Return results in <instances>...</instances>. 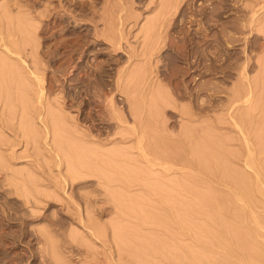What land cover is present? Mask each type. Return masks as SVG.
Listing matches in <instances>:
<instances>
[{
	"label": "rangeland",
	"instance_id": "rangeland-1",
	"mask_svg": "<svg viewBox=\"0 0 264 264\" xmlns=\"http://www.w3.org/2000/svg\"><path fill=\"white\" fill-rule=\"evenodd\" d=\"M139 118L156 146L178 150L182 161L195 154L194 161L207 164L214 175L208 188L198 182L200 173L193 184L210 191L207 198L213 189V205L181 187L165 190L153 178L161 166L148 167L138 153L131 129ZM263 136L264 0H0V264H264ZM114 148L127 158L108 156ZM74 171L79 178H72ZM181 171L165 180L183 178ZM240 175L255 178L251 200L233 192ZM222 195L226 204L217 200ZM179 202L183 208L196 203L194 214ZM234 210L248 220L239 221ZM245 226H254L256 241ZM254 241L258 252L250 247ZM188 246L199 263L189 260ZM201 249L209 253L202 256Z\"/></svg>",
	"mask_w": 264,
	"mask_h": 264
},
{
	"label": "bare ground",
	"instance_id": "bare-ground-1",
	"mask_svg": "<svg viewBox=\"0 0 264 264\" xmlns=\"http://www.w3.org/2000/svg\"><path fill=\"white\" fill-rule=\"evenodd\" d=\"M121 17H122V16H121ZM121 19H122V18H121ZM123 21H124V18H123ZM123 23H124V22H123ZM120 24H121V23H120ZM125 24H126V23H125ZM123 25H124V24H123ZM111 27H112V26H111ZM122 27H123V26H122ZM111 30H112V29H111ZM115 30H116V29H115ZM120 31H121V30H120ZM112 34H114V33H111V35H112ZM115 34H116V33H115ZM118 34H119V36H120V39H119V38H117V39L120 40V41H122V40H121L122 33H120V32L118 31ZM102 36H103V34H102ZM108 36H109V35H108ZM116 36H117V35H116ZM116 36H114V38H113L114 40H115ZM119 36H117V37H119ZM122 38H123V37H122ZM107 39H108V38H107ZM107 39L104 37V39L102 40V42L107 43V41H105V40H107ZM109 39H110V38H109ZM110 40H111V39H110ZM114 40H113V41L111 40V41L113 42V47H114L113 49H114V50H115V49H117V50L121 49L120 42H119V43H118V42H114ZM108 41H109V40H108ZM96 43H97V42H96ZM121 43H122V42H121ZM64 45H65V44H64ZM153 46H154V45H153ZM59 49H60V48H59ZM147 49H148V48H147ZM55 50H56V49H55ZM75 50H76V49H75ZM83 51H84V50H83ZM120 52H121V50H120ZM138 52H139V51H138ZM148 52H149V51H148ZM156 52H157V51H156ZM57 53H58V52H57ZM76 53H77V52H76ZM51 54H52V53H51ZM130 54H131V52H130ZM132 55H133V54H132ZM154 55H155V54H154ZM55 56H56V55H55ZM55 56H54V57H55ZM134 56H135V55H134ZM152 57H153V56H152ZM54 60H57V59L55 58ZM54 60H53V61H54ZM53 61H52V62H53ZM188 63H189V62H188ZM54 66H55V65H54ZM90 68H91V67H90ZM142 70H143V69H142ZM32 73H33V72H32ZM34 73H35V72H34ZM31 75H32V74H31ZM140 75H141V74H140ZM37 76H38V75H37ZM140 77H141V76H140ZM35 78H36V77H35ZM38 80H39V79H38ZM100 81H101V80H100ZM119 81H120V80H119ZM135 81H136V80H135ZM140 82H141V81H140ZM146 82H147V81H146ZM135 83H136V82H135ZM117 84H118V83H117ZM123 84H124V83H123ZM139 84H140V83H139ZM118 87H119V86H118ZM122 87H123V86H122ZM43 88H44V87H43ZM41 89H42V88H41ZM113 89H114V88H113ZM118 89H119V88H118ZM136 89H137V88H136ZM121 90H122V89H121ZM134 90H135V89H134ZM113 91H114V90H113ZM124 92H125V91H124ZM126 92H127V90H126ZM127 93H128V92H127ZM130 94H131V93H129V95H130ZM105 95H106V94H105ZM108 95H109V94H108ZM131 95H132V94H131ZM40 97H41V96H40ZM131 97H132V96H131ZM134 98H135V97H134ZM247 99H248V98H247ZM257 99H258V98H257ZM106 100H107V99H106ZM114 100H115V99H113V97H112V98L110 99V101H109V102H110L109 105H111L112 111H113V112H116V114H117L119 111H118V109H117L118 107L116 106L117 104H115L116 102H114ZM131 100H132V99H131ZM134 100H135V99H134ZM136 100H137V99H136ZM232 101H233V100H232ZM237 101H238V100H237ZM109 102H108V103H109ZM235 102H236V101H235ZM131 103H132V101H131ZM135 103H136V102H135ZM136 106H137V105H136ZM136 106H135V107H136ZM141 106H142V105H141ZM143 106H144V105H143ZM100 107H101V106H100ZM131 107H132V106H131ZM146 108H147V107H146ZM253 108H254V107H253ZM131 109H132V108H131ZM246 109H248V108H246ZM251 109H252V108H251ZM135 110H137V109H135ZM142 110H143V109H142ZM248 110H249V109H248ZM248 110H246V111H248ZM254 110H255V109H254ZM125 111H126V110H125ZM138 111H139V110H138ZM250 112H251V111H250ZM49 113H50V112H49ZM56 113H57V112H56ZM122 113H123V112H122ZM124 113H125V112H124ZM128 113H129V112H128ZM130 113H131V114H129V115H132V114H133V112H130ZM246 114H247V112H246ZM58 115H59V114H58ZM88 115H89V114H88ZM121 115H123V114H121ZM121 115L118 114V118H119V119L121 118ZM135 115H136V114L134 113V116H135ZM139 115H140V114H139ZM139 115L137 114L136 116H139ZM248 115H249V113H248ZM52 116H53V113H52ZM124 116H126V115H124ZM234 116H235V115H234ZM244 116H245V115H244ZM244 116H243V118H244ZM251 117H252V116H251ZM42 118H43V117H41V119H42ZM53 118H54V120H53L54 126L60 128L61 125H62L61 122H60V119H59L60 117L58 118V116L56 117V115H54ZM137 118H138V117H137ZM143 118H144V117H143ZM108 119H109V118H108ZM115 119H116V118H115ZM124 119H125V118H124ZM129 119H130V118H129ZM262 119H263V117H262ZM42 120L45 121L46 119L43 118ZM50 120H51V117H50ZM103 120H104V119H103ZM112 120H113V118H112ZM136 120H137V119H136ZM138 120H139V123H138V124L136 123L137 125L133 126L132 129L130 128V129L133 131V132H132V131H131V132H132V134H133V137H134V140H135L136 146H137V148H138V151H139L138 153H139L140 157H141L144 161H146L148 167L150 166V167L154 168V167H156V166H161L160 168H161V173H162V174H156V173H155V176H154V175H153V172H155L156 169L154 168L155 170H154L153 172H152L153 169L148 170L149 172H150V171L152 172L153 178H155L157 181H158V180H162V182H161L162 185H161V186L164 187V185H165V190L168 189V188H174V189L176 190V189H178V188L180 189V187H181V191L184 190V192H185L188 196H191V197H192L193 195H199V196H197V197H200V198H197V199H201V201L204 200V199H202V198L205 197L206 199H209V200H206L205 202L207 203V201H209V202H211V205H213L212 202L214 203V200H216L215 197H214V199L212 198V197H213L212 194H216V193H212V192H213V189H212V192H211V195H210V196H211L210 198L213 199V200L210 201L211 199H210V198H207V197H209V195H206V194H210V191H209V192H208V191H204V190L201 191V190H200L201 188L198 190L197 187H196V185H195V184H198L197 182H195V181H197L196 178H197V177H200V176L203 175V176L201 177L202 180L200 181V178H199V179H198V182L201 183V184H202L203 186H205V187L209 186L210 181H208V180H211V178L214 177V175L212 176V171L210 170V171H211V173H210V171L208 170V168H207V167H206V168L204 167V166H206L207 164L203 166L202 164L196 162L197 160L194 161V155H195L194 153H192V154H194L193 157H191L192 155L189 156L188 161H182V160H181V159H182L181 156L177 154V153H179L178 150H177V152L174 151V150H176V149H174L173 151H171V150L169 149V151H167V150L161 148V147L159 146L160 144H159L158 146H156V145H155V140H154V141H151V140L148 138V134H147V126H146V124L144 123V119L142 120V118H139ZM145 120H147V119H145ZM154 120H155V119H154ZM154 120H153V121H154ZM240 120H241V119H240ZM51 121H52V120H51ZM127 121H128V120H127ZM2 122H3V121H2ZM154 122H155V121H154ZM45 123H46V124H45ZM45 123H44V124H45L46 126H48V125H47L48 122L45 121ZM49 123H50V122H49ZM51 123H52V122H51ZM53 123H52V124H53ZM146 123H147V122H146ZM148 123H149V122H148ZM240 123H241V122H240ZM242 124H243V123H242ZM63 125H64V124H63ZM119 125H120V124H119ZM149 125H150V124H149ZM260 125H261V124H260ZM51 126H52V125H51ZM236 126H238V124H237ZM55 127H54V128H55ZM258 127H259V126H258ZM118 128H119V127H118ZM116 129H117V128H116ZM153 129H154V128H153ZM48 130H49V129H48ZM61 130H62V129H61ZM65 130H66V129H65ZM149 130H150V127H149ZM187 130H188V129H187ZM196 130H197V129H196ZM254 130H255V129H254ZM114 131H115V130H114ZM117 131H119V130H117ZM122 131H123V130H122ZM129 131H130V130H129ZM168 131H169V130H168ZM62 132H63V130H62ZM125 132H126V131H125ZM207 132H208V131H207ZM241 132H242V131H241ZM241 132H240V134H241ZM89 133H90V132H89ZM117 133H118V132H117ZM117 133H116V134H117ZM188 133H189V132H188ZM209 133H210V132H209ZM83 134H84V133H83ZM118 134H119V133H118ZM126 134H128V133H124V131H123V132L120 134L121 136H120V137L118 136V137L121 138V139H124V138H126V137H129V135L127 136ZM129 134H130V132H129ZM160 134H161V133H160ZM262 134H263V133H262ZM84 135H85V137H87L88 139H90V141H91V140H95V138L93 137L94 134H88V133H86V134H84ZM86 135H87V136H86ZM181 135H183V134H181ZM258 135H259V134H258ZM58 136H59V135H58ZM58 136H57V137H58ZM153 136H154V134H153ZM167 136H168V135H167ZM190 136H191V135H190ZM193 136H194V135H193ZM195 136H196V135H195ZM242 136H243V135H242ZM74 137H75V136H74ZM157 137H158V136H157ZM203 137H204V136H203ZM263 137H264V136H263ZM0 138H1V137H0ZM87 138H86V139H87ZM189 138H190V137H189ZM197 138H198V137H197ZM256 138H257V137H256ZM260 138H261V137H260ZM260 138H259V139H260ZM126 139H127V138H126ZM168 139H169V138H168ZM187 139H188V138H187ZM206 139H207V138H206ZM61 140H63V139H61ZM65 140H66V139H65ZM98 140H99V139H98ZM102 140H103V138H102ZM124 140H125V139H124ZM134 140H133V141H134ZM197 140H198V139H197ZM211 140H212V139H211ZM251 140H252V139H251ZM54 141H55V140H54ZM58 141H59V140H58ZM63 141H64V140H63ZM121 141H122V140H121ZM201 141H202V140H201ZM207 141H208V140H207ZM94 142H95V141H94ZM117 142H118V141H117ZM157 142H158V141H157ZM163 142H164V141H163ZM192 142H193V141H192ZM247 142H248V141H247ZM262 142H263V141H262ZM0 143H1V140H0ZM57 143H58V142H57ZM64 143H65V142H64ZM98 143L100 144L99 141H98ZM182 143H183V141H182ZM205 143H206V141H205ZM5 144H7V143H5ZM59 144H60V143H59ZM62 144H63V142H62ZM104 144H105V143H104ZM166 144H167V143H166ZM183 144H184V143H183ZM201 144H202V143H201ZM203 144H204V143H203ZM260 144H261V143H260ZM0 145H1V144H0ZM70 145H71V144H70ZM75 145H76V144H75ZM178 145H179V144H178ZM191 145H192V144H191ZM55 146H56V145H55ZM57 146H58V145H57ZM98 146H99V145H98ZM174 146L176 147L175 144H174ZM174 146H173V148H174ZM181 146H182V145H181ZM192 146H193V145H192ZM211 146H212V145H211ZM59 147H60V146H59ZM64 147H65V144H64ZM166 147H167V146H166ZM209 147H210V146H209ZM262 147H263V146H262ZM74 148H75V147H74ZM134 148H135V147H134ZM206 148H207V147H206ZM212 148H213V147H212ZM98 149H100V148H98ZM108 149H109V148H108ZM114 149H115V148H114ZM122 149H124V147H123ZM187 149H188V147H187ZM194 149H195V148H194ZM196 149H198V148H196ZM203 149H205V148H203ZM59 150H60V149H59ZM66 150H67V149H66ZM69 150H70V149H69ZM75 150H76V149H75ZM115 150H116V149H115ZM124 150H125V149H124ZM124 150H123V151H124ZM185 150H186V149H185ZM185 150H184V151H185ZM188 150H189V149H188ZM190 150H191V149H190ZM201 150H202V149H201ZM201 150H200V152H201ZM212 150H213V149H212ZM212 150H211V151H212ZM99 151H100V150H99ZM118 151H119L118 149H117L116 151L110 150V152H108L107 155H108V156H112L113 158H115V157L117 158V156H119V155H120V158H122V157H124V159L127 158V157L125 158V156H121V155L124 154V153H123V154L120 153V152H123V151L121 150V148H120V152H119V153H118ZM196 151H197V150H196ZM205 151H208V149H206ZM209 151H210V150H209ZM73 152H74V151H73ZM92 152H93V151H92ZM186 152H188V151H186ZM190 152H191V151H190ZM203 152H204V151H203ZM203 152H202V153H203ZM77 153H80V152H77ZM77 153H76V154H77ZM207 153H208V152H206V156H207ZM213 153H214V152H213ZM250 153H251V152H250ZM179 154H180V153H179ZM186 154H187V153H186ZM189 154H190V153H188L187 155H189ZM228 154H229V153H228ZM58 155H59V154H58ZM92 155H93V153H92ZM95 155H96V154H95ZM200 155H201V153H200ZM204 155H205V154H204ZM136 156H137V155H136ZM206 156H205V157H206ZM80 157H82V156H80ZM138 157H139V156H138ZM185 157H186V156H185ZM195 157H196V156H195ZM202 157H203V155H202ZM105 158H106V156H105ZM116 158H115V159H116ZM136 158H137V157H136ZM196 158H198V157H196ZM208 158H209V157L207 156V159H208ZM108 159H109V158H108ZM122 159H123V158H122ZM122 159H120V162H122ZM201 159H202V158H201ZM221 159H222V155H221ZM258 159H259V158H258ZM127 160L129 161V159H127ZM127 160H126V161H127ZM132 160H133V159L130 158V161H132ZM168 160H169L170 162H169ZM184 160H185V159H184ZM253 160H254V159H253ZM123 161H124V160H123ZM222 161H224V160H222ZM228 161H229V160H228ZM107 162H108V161H107ZM133 162H134V160H133ZM208 162H209V161H208ZM218 162H219V161H218ZM219 163H220V162H219ZM248 163H249V161H248ZM90 164H91V163H90ZM113 164H115V162H114ZM133 164H134V163H133ZM199 164L202 165V166H200ZM203 164H205V163L203 162ZM259 164H260V163H259ZM76 165H79V164H76ZM92 165H93V164H92ZM92 165H91V166H92ZM106 165H107V164H106ZM111 165H112V164H111ZM120 165H121V164H120ZM147 165H146V166H147ZM185 165H187V166H185ZM188 165L190 166V168H191L192 170H187V169H186V168H189ZM219 165H220V164H219ZM79 166H80V165H79ZM79 166H78V167H79ZM83 166H84V165H83ZM85 166H86V165H85ZM88 166H89V165H88ZM137 166H138V165H137ZM225 166H226V165H225ZM71 167H72V166H71ZM76 167H77V166H76ZM107 167H108V166H107ZM112 167H113V166H112ZM112 167H111V169H114V168H112ZM148 167H147V168H148ZM208 167H209V166H208ZM216 167H217V166H216ZM222 167H223V166H222ZM222 167H221V168H222ZM80 168H81V167H79V168H77V169H78V171L82 172V170H80ZM84 168H85V167H84ZM97 168H98V167H97ZM108 168H109V167H108ZM116 168H117V167H116ZM156 168H157V167H156ZM190 168H189V169H190ZM211 168H212V167H211ZM109 169H110V168H109ZM149 169H150V168H149ZM158 169H159V168H158ZM158 169H157V170H158ZM228 169H229V168H228ZM73 170H74V169H73ZM86 170H87V172L94 173V174H97V172L99 173V170H98V169L96 170L95 168H91V167H89V169L87 168ZM114 170H115V169H114ZM177 170H183V172L181 171V172H182V176H183V178H182L181 176H180L181 178L178 176V178H176V179H172V178H170V179L165 180V179L167 178V176H168V177H171V175H170V174H171V171H177ZM257 170H258V169H257ZM107 171H109V170L107 169ZM195 171H196L197 174L195 173ZM218 171H219V170H218ZM222 171H223V170H222ZM260 171H261V170H260ZM260 171H258V172H260ZM95 172H96V173H95ZM111 172H113V171H111ZM114 172H115V171H114ZM149 172H148V173H149ZM181 172H180V173H181ZM70 173H71V172H70ZM76 173H77V174H76ZM90 173H89V174H90ZM140 173H141V172H140ZM199 173L202 174V175H200ZM228 173H229V172H228ZM235 173H236V171H235ZM238 173H239V171H238ZM78 174L80 175V173H78V172H75V171L72 172V175H73V176L75 175V177L72 176V178H75V179H76V177L79 178ZM82 174H83V173H82ZM122 174H123V173H122ZM149 174H150V173H149ZM198 174H199V175H198ZM213 174H214V173H213ZM221 174H222V173H221ZM221 174H220V175H221ZM240 174H241V173H240ZM242 174H243V173H242ZM258 174H259V173H258ZM169 175H170V176H169ZM197 175H198V176H197ZM244 175H245V172H244ZM244 175H243V176H244ZM259 175H260V174H259ZM263 175H264V173H263ZM111 176H112V175H111ZM111 176H110V177H111ZM118 176H119V175H118ZM196 176H197V177H196ZM221 176H222V175H221ZM233 176H234V175H233ZM114 177H115V176H112V178H114ZM163 177H164V178H163ZM238 177H241L240 182H239V183H241V184H239V183L236 181V183H237L238 185H240V187H241V188H240L239 186H237V187H239V188H238L239 190L236 189L237 187H236L235 185H237V184H233V183H232L233 181L230 182V180L223 179V182H224L226 185H231L230 183H232V187H233V189H234L233 192H234L235 195H236L235 191H239V193H241V192H245V193L247 194V196H246V194H245L246 197H248V196L251 197V196H252V192H251V191H255V190L257 191V185H255V184H256V183H254L255 181L253 182V179L255 180V178H253L252 181H251L249 177H246V178H245V176L242 177V175L237 176V178H238ZM255 177H256V176H255ZM81 178H82V177H81ZM112 178H111V179H112ZM115 178H116V177H115ZM151 178H152V177H151ZM233 178H234V177H233ZM251 178H252V176H251ZM257 178H258V177H257ZM263 178H264V177H263ZM106 179H107V178H106ZM120 179H121V178H120ZM134 179H135V178H134ZM228 179H229V178H228ZM77 180H79V179H77ZM109 180H110V179H109ZM186 180H187V182H188V180L191 181V183H189V184L186 183ZM231 180H232V179H231ZM234 180H237V179L235 178ZM257 180H258V179H257ZM74 181H75V180H74ZM107 181H108V179H107ZM111 181H113V179H112ZM111 181H108V182L111 183ZM116 181H117V179H116ZM120 181H121V180H120ZM128 181H129V180H128ZM142 181H143V180H142ZM142 181H141V182H142ZM124 182H126V181L123 179V184L128 183V182H126V183H124ZM135 182H136V181H135ZM138 182H139V181H138ZM193 182H195V184H193ZM218 182H219V181H218ZM234 182H235V181H234ZM112 183H113V182H112ZM121 183H122V182H121ZM161 183H160V184H161ZM253 183H254V184H253ZM140 184H142V183H140ZM158 184H159V182L157 183V185H158ZM71 185H73V181H72ZM111 185H112V184H111ZM126 185H127V184H126ZM138 185H139V184H138ZM138 185H137V186H138ZM143 185H144V184H143ZM150 185H151V184H150ZM211 185H212V184H211ZM233 185H234V186H233ZM144 186H145V185H144ZM155 186H156V185H155ZM161 186H159L160 188H157V189H162ZM199 186H200V185H199ZM199 186H198V187H199ZM167 187H168V188H167ZM200 187H201V186H200ZM214 187H216V186H214ZM214 187H213V188H214ZM150 188H151V187H150ZM150 188L148 189V187H147V189H148L149 192L152 190V189H150ZM207 188H208V187H207ZM211 188H212V187H211ZM182 189H183V190H182ZM204 189H206V188H204ZM258 189H259V188H258ZM206 190H210V187H209V189H206ZM216 190H218V189H216ZM216 190H214V191H216ZM148 191H147V192H148ZM153 191H154V190H153ZM158 191H159V190H158ZM160 191H161V190H160ZM160 191H159V192H160ZM176 191H177V190H176ZM179 191H180V190H179ZM181 191H180V196H182ZM221 191H222V190H221ZM256 191H255V192H256ZM154 192L156 193V191H154ZM167 192L169 193V190L166 191V193H167ZM249 192H251V193H249ZM160 193H161V192H160ZM182 193H183V192H182ZM225 193H226V192H225ZM231 193H232V192H231ZM239 193H237L236 198H239V196H238ZM146 194H147V193H146ZM156 194H158V193H156ZM156 194H155V195H156ZM220 194H222V193H220ZM226 194H227V193H226ZM228 194H229V193H228ZM232 194H233V193H232ZM232 194H231V195H232ZM242 194H243V193H242ZM242 194H241V195L239 194L240 197L242 196L241 199L243 198V195H244V194H243V195H242ZM248 194H249V195H248ZM250 194H251V196H250ZM253 194H254V193H253ZM148 195H150V194H148ZM155 195H154V197H155ZM169 195H170V194H169ZM175 195H178V194H175ZM175 195H174V196H175ZM216 195H217V194H216ZM216 195H214V196H216ZM180 196H179V198H182V197H180ZM183 196H184V195H183ZM232 196H233V195H232ZM237 196H238V197H237ZM254 196H255V195H254ZM154 197H153V198H154ZM175 197H176V196H175ZM226 197H227V196H225L224 198H226ZM228 197H230V196H228ZM233 197H234V196H233ZM249 197H248L247 199H250ZM86 198H87V197H86ZM89 198H90V196H88L87 201H86V202H88V203L92 200L91 198H90V199H89ZM176 198H178V197H176ZM194 198H196V197L194 196ZM218 198H219V197H218ZM222 198H223V195H222V197H221V200H220V198L217 199V200L219 201L220 204H224V203H225V202H224V203H221V202H220V201H222V200L224 199V198H223V199H222ZM234 198H235V197H234ZM251 198H252V197H251ZM88 199H89V200H88ZM146 199H147V197H146ZM161 199H162V198H161ZM166 199H167V198H166ZM231 199H232V198H231ZM244 199H246V198H244ZM148 200H149V199H148ZM172 200H174V199H172ZM175 200H176V199H175ZM175 200H174V201H175ZM178 200H179V199H178ZM178 200H177V201H178ZM182 200H183V199H182ZM224 200H225V199H224ZM239 200H240V199H239ZM250 200H251V199H250ZM161 201H164V202H165V198L162 199ZM161 201L159 200V203H160ZM188 201H189V200H188ZM192 201H194V200H192ZM225 201H226V200H225ZM235 201H236V200H235ZM246 201H247V200H246ZM167 202H168V201H167ZM183 202L186 203L187 200H186V201H183ZM195 202H196V201H195ZM202 202H203V201H202ZM222 202H223V201H222ZM230 202H231V201H230ZM236 202H239V201H236ZM90 203H91V202H90ZM149 203H150V202H149ZM161 203L164 205L163 207H166V208H167V206H165L166 203H163V202H161ZM161 203H160V204H161ZM174 203H175V202H174ZM177 203H178V202H177ZM179 203H180V202H179ZM228 203H229V202H228ZM228 203H227V204H228ZM187 204H188V203H187ZM225 204H226V203H225ZM236 204H238V203H236ZM172 205H173V204L171 203V206H170V207H172ZM179 205H181V207L183 208V207H185L186 204H184V206H182V204L180 203ZM194 205H196V203L193 204V203L189 202V205H188L189 208H183V209H186V210L189 209L188 211H190V214H191V212L195 210V209L192 210V207H193ZM229 205H230V204H229ZM229 205H228V207H229ZM242 205H243V204H242ZM160 206H161V205H160ZM186 206H187V205H186ZM203 206H204V205H203ZM206 206L208 207L209 205L206 204ZM225 206H227V205H224V207H225ZM231 206H232V205H231ZM231 206H230V207H231ZM233 206H234V205H233ZM233 206H232V207H233ZM120 207H121V205H120ZM130 207H131V206H130ZM155 207H156V206H155ZM163 207H161V208H163ZM173 207H174V206H173ZM195 207H196V206H195ZM195 207H193V208H195ZM215 207H216V206H215ZM222 207H223V205H222ZM224 207H223V208H224ZM230 207H229V208H230ZM232 207H231V208H232ZM236 207H237V205H236ZM246 207H247V206H246ZM166 208H165V209H166ZM168 208H169V205H168ZM168 208H167V210L169 211ZM182 208H181V209H182ZM203 208H204V207H203ZM208 208H209V207H208ZM210 208H211V207H210ZM225 208H226V207H225ZM229 208H227V211H228ZM231 208H230L229 210H231ZM240 208H241V206H240ZM240 208H235V209H240ZM123 209L125 210V208H123ZM123 209H122V210H123ZM165 209L163 208V210H165ZM174 209H175V208H174ZM181 209H180V210H181ZM232 209H234V208H232ZM242 209H243V208H242ZM131 210H132V209H131ZM172 210H173V209H172ZM172 210H170V211H172ZM177 210H178V209H177ZM177 210H176V211H177ZM191 210H192V211H191ZM205 210H206V209H205ZM243 210H244V209H243ZM246 210H247V209H246ZM139 211H140V210H139ZM152 211H155V210H152ZM218 211H219V209H218ZM224 211H226V209H225ZM224 211H223V212H224ZM227 211H226V213H227ZM232 211H233V210H232ZM235 211H237V210H234V212H232L233 214L235 213V215H236L235 218L237 217L238 220H239V218H240L239 221L244 220V219L246 220V218H244V217H246L245 214H244V213H245L244 211H242V210H239V211H237V212H235ZM160 212H162V210H160ZM179 212H180V211H179ZM179 212H178V213H179ZM182 212H183V213H182L183 215H182V214H181V215L184 217V214H185L187 211L185 212L184 210H182ZM184 212H185V213H184ZM229 212H230V211H229ZM229 212H228V213H229ZM178 213H176V214L178 215ZM187 213H188V212H187ZM187 213H186L185 216H187ZM192 213L194 214V212H192ZM212 213H213V212H212ZM219 213H220V212H219ZM230 213H231V212H230ZM134 214H135V213H134ZM168 214H169V213H168ZM220 214H221V213H220ZM233 214H232V215H233ZM247 214H248V212H247ZM157 215H158V214H157ZM162 215H163V213H162ZM181 215H180V216H181ZM221 215H222V214H221ZM164 216H167L166 213L164 214ZM182 216H181L180 218L184 219ZM188 216H190V215H188ZM188 216H187V218H189ZM217 216H218V214H217ZM233 216H234V215H233ZM146 217H147V216H146ZM176 217H177V216H176ZM225 217H226V216H225ZM248 217H249V215L247 216V220H248ZM250 217H251V216H250ZM157 218H158V217H155V219H157ZM187 218H186V220H187ZM214 218H215V216H214ZM220 218H221V216L219 217V220H220ZM233 218H234V217H232V219H233ZM243 218H244V219H243ZM252 218H253V217H252ZM139 219H140V218H139ZM150 219H151V218H150ZM159 219H160V217H159ZM161 219H162V218H161ZM175 219H176V218H175ZM143 220H144V219H143ZM147 220H148V219H147ZM147 220H146V221H147ZM191 220H192V219H191ZM214 220H215V219H214ZM219 220H218V221H219ZM233 220H234V219H233ZM247 220H246V221H247ZM251 220H253V219H251ZM144 221H145V220H144ZM148 221H149V220H148ZM156 221H157V220H156ZM181 221H182V220H180V222H181ZM183 221H185V220H183ZM246 221H245V223H247ZM253 221H254V220H253ZM167 222H168V221H167ZM223 222H224V221H223ZM249 222H250V220H249ZM141 223H142V222H141ZM143 223H144V222H143ZM146 223H147V222H146ZM178 223H179V221H178ZM188 223H189V222H188ZM215 223H217V222H215ZM229 223H230V222H229ZM229 223H228V224H229ZM251 223H252V222H251ZM148 224H149V223H148ZM179 224H180V223H179ZM179 224H178V225H179ZM189 224H190V223H189ZM221 224H222V223H221ZM234 224H235V223H234ZM241 224H242V223H241ZM215 225H216V224H215ZM222 225H223V224H222ZM248 225H249V224H248ZM119 226H121V225H119ZM219 226H220V225H219ZM228 226H229V225H228ZM232 226H234V225L232 224ZM177 227H178V226H177ZM183 227H185V226L183 225ZM186 227H187V226H186ZM217 227H218V226H217ZM230 227H231V225H230ZM246 227H248V226H245V228H246ZM255 227H256V226H255ZM118 228H119V227H118ZM191 228H192V227H191ZM207 228H208V227H207ZM233 228H234V227H233ZM250 228H251V227H250ZM253 228H254V226L252 227V229H253ZM137 229H138V228H137ZM178 229H180V228H178ZM182 229H183V228H182ZM209 229H211V227H210ZM252 229L250 230L249 227H248L247 230H246L245 232H246V236H247V237H250L252 240H254L255 238L257 239V237H255V235H256L258 232H253ZM133 230H134V229H133ZM183 230H184V229H183ZM187 230H188V229H187ZM190 230H191V229H190ZM190 230H188V231H189V234H190ZM212 230H213V228H212ZM218 230H219V229H218ZM230 230H231V229H230ZM232 230H233V229H232ZM254 230H255V228H254ZM257 230H259V229L257 228ZM178 231H179V230H178ZM181 231H182V230H181ZM204 231H205V230H204ZM208 231H209V230H208ZM223 231H224V230H223ZM228 231H229V228H228ZM210 232H212V231H209V233H210ZM221 232H222V231H221ZM221 232L219 231V233H221ZM206 233H207V232H206ZM217 233H218V232H217ZM222 233H223V232H222ZM230 233H231V231H230ZM243 233H244V232H243ZM243 233H242V234H243ZM123 234H124V233H122V235H123ZM184 234H185V233H184ZM211 234L214 235L215 232L210 233V235H211ZM223 234H224V233H223ZM228 234H229V233H228ZM117 235H118V234H117ZM208 235H209V234H208ZM216 235H217V234H216ZM257 235H258V234H257ZM257 235H256V236H257ZM123 236L125 237V235H123ZM123 236L120 235V237L117 236L116 238H118V237H119V238H122L121 241L124 242V240H123L124 237H123ZM219 236H220V239H221V236H222V238H223V235H219ZM227 236H228V235H227ZM229 236H230V235H229ZM231 236H232V235H231ZM131 237H132V236H131ZM212 237H213V236H212ZM214 237H215V236H214ZM224 237H225V236H224ZM244 237H245V236H244ZM258 237H259V236H258ZM142 238H143V237H142ZM173 238H174V237H173ZM218 238H219V237H218ZM218 238H216V239H218ZM226 238H227V237H226ZM253 238H254V239H253ZM260 238H261V237H260ZM130 239H131V238H130ZM223 239H224V238H223ZM223 239H221V240H223ZM232 239H233V237H232ZM247 239H249V238H247ZM247 239H245V240H247ZM256 239H255V241H256ZM140 240H141V239H140ZM227 240H228V239H227ZM245 240H244V241H245ZM260 240H261V239H260ZM115 241H116V240H115ZM121 241H120V242H121ZM214 241H215V240H214ZM224 241H225V240H224ZM240 241H241V240H240ZM255 241H254V243L251 242V243H253L252 245H254V246H250V247H253V250H254V249L256 250V248H258V249L260 248V247H258V244H257L258 242L255 243ZM262 241H263V240H262ZM120 242H119V243H120ZM140 242H141V241H140ZM226 242H227V241H226ZM226 242H225V243L223 242V243L226 244ZM247 242H248V241H247ZM127 243H128V242H127ZM127 243H126V245H127ZM203 243H204V242H203ZM209 243H210V242H209ZM209 243H208V244H209ZM230 243H231V242H230ZM243 243H244V242H243ZM243 243H241V244H243ZM245 243H246V242H245ZM249 243H250V241H249ZM263 243H264V242H263ZM263 243H261V241H260V245L263 244ZM121 244H122V243H121ZM121 244H120V245H121ZM140 244H141V243H140ZM151 244H152V243H151ZM156 244H157V243H156ZM174 244H175V243H174ZM205 244H206V243H205ZM205 244H204V245H205ZM211 244H212V243L209 244V247H210ZM213 244H214V243H213ZM216 244H218V243H216ZM220 244H221V241H220ZM227 244H228V242H227ZM227 244H226V245H227ZM241 244H240V245H241ZM123 245H124V244H123ZM135 245H136V244H135ZM137 245H139V244H137ZM141 245H142V244H141ZM145 245H147V244L145 243ZM152 245H153V244H152ZM158 245L160 246L159 243H158ZM192 245H193V244H192ZM250 245H251V244H250ZM263 245H264V244H263ZM263 245H262V246H263ZM132 246H133V245H132ZM142 246H143V245H142ZM142 246H141V247H142ZM161 246H162V245H161ZM177 246H178V245H177ZM185 246H186V245H185ZM211 246H212V245H211ZM221 246H222V245H221ZM221 246H220V247H221ZM228 246H229V245H228ZM230 246H231V245H230ZM230 246H229V247H230ZM123 247H124V246H123ZM127 247H128V246H127ZM141 247H140V248H141ZM164 247H166V246H164ZM164 247H163V249H164ZM188 247H189V246H188ZM207 247H208V246H207ZM213 247H214V246H213ZM222 247H223V246H222ZM232 247H233V246H232ZM241 247H244V246L241 245ZM263 247H264V246H263ZM148 248H149V247H148ZM152 248H153V247H152ZM152 248H150V249L152 250ZM157 248H158V247H157ZM161 248H162V247H161ZM161 248H159V252H160ZM176 248H177V247H176ZM181 248H182V247H181ZM195 248H196V247H194V249H195ZM200 248H201V246H200ZM225 248H226V246H225ZM235 248H236V247H235ZM116 249H117V248H116ZM121 249H122V248H121ZM130 249H131V248H130ZM150 249H149V250H150ZM153 249H154V248H153ZM163 249H162V250H163ZM171 249H172V248H171ZM184 249H185V248H184ZM189 249H191V248L189 247L188 250H187V249H185V250H186V251H189ZM192 249H193V246H192ZM230 249H231V248H230ZM232 249H234V247H233ZM238 249H239V248H238ZM245 249H246V247H245ZM250 249H251V248H250ZM258 249L256 250L257 252H258ZM124 250H125V249H124ZM126 250H128V249L126 248ZM141 250H142V248H141ZM141 250H140V251H141ZM147 250H148V249H147ZM162 250H161V251H162ZM196 250H197V249H196ZM199 250H200V249H198L197 251H199ZM203 250H204V249H203ZM207 250H208V249H207ZM212 250H213V249H212ZM216 250H217V249H216ZM115 251H116V250H115ZM201 251H202V249H201ZM221 251H222V250H221ZM229 251H230V250H229ZM229 251H228V252H229ZM238 251H239V250H238ZM243 251H244V250H243ZM245 251L248 252L247 249H246ZM249 251H250V250H249ZM251 251H252V250H251ZM261 251H262V250H260L259 252H261ZM146 252H147V251H146ZM146 252H145V253H146ZM156 252L159 253L158 250H157ZM180 252H181V250L179 251V253H180ZM189 252H190V253L192 252L191 254H194L192 250H190ZM199 252H200V251H199ZM215 252H216V251L214 250V252H213L214 255H215ZM252 252H254V251H252ZM252 252H251V256H253V255H252ZM263 252H264V251H263ZM147 253H148V252H147ZM160 253H161V252H160ZM165 253H166V251H165ZM167 253H168V252H167ZM179 253L177 252V254H179ZM185 253H186V252H185ZM197 253H198V252H197ZM202 253H203V251L201 252V255L203 256V254H206V253H209V252H206V253H203V254H202ZM210 253H211V252H210ZM213 253H211L212 256H213ZM221 253H222V252H221ZM221 253H220V255H221ZM255 253H256V252H255ZM109 254H110V253H109ZM170 254H171V253H170ZM186 254H187V253H186ZM188 254H189V253H188ZM222 254H223V253H222ZM253 254H254V253H253ZM256 254H257V253H256ZM260 254H261V253H260ZM119 255H120V254H119ZM143 255H144V254H143ZM161 255H162V253H161ZM189 255H190V254H189ZM189 255H187V257H191V256H192V255H190V256H189ZM198 255H199V254H198ZM220 255H218V256H220ZM249 255H250V254H249ZM107 256H108V254H107ZM120 256H121V255H120ZM120 256H119V257H120ZM132 256H133V255H132ZM155 256H156V255H155ZM157 256H159V255H157ZM179 256L181 257V255H179ZM183 256H184V257H183ZM183 256H182L181 258H184V260H185V259H186V255H183ZM196 256H197V255H196ZM196 256H195V254H194V257H192V258L189 259V260H192V259H195V260H196V259H197V261H198V263H199V259H201V258H200V256H198L199 258H195ZM205 256H206V255H204V257H205ZM225 256H226V255H225ZM242 256H243V255H242ZM247 256H248V255H247ZM111 257H112V256H111ZM130 257H131V256H130ZM167 257H168V256H167ZM170 257H171V256H170ZM248 257H249V256H248ZM255 257H256V256H255ZM86 258H88V257H86ZM108 258H109V256H108ZM128 258H129V257H128ZM202 258H203V257H202ZM208 258H209V257H208ZM221 258H222V257H221ZM221 258H220V259H221ZM244 258H245V257H244ZM253 258H254V257H253ZM253 258H252V260H253ZM112 259H113V258H112ZM167 259H168V258H167ZM176 259H177V258H176ZM204 259H206V257H205ZM204 259H203V261H204ZM220 259H219V260H220ZM227 259H228V258H227ZM245 259H246V258H245ZM247 259H250V258H247ZM85 260H86V259H85ZM87 260H88V261H91L89 258H88ZM87 260H86V262H87ZM117 260H118V259H117ZM181 260H182V259H181ZM210 260H212V258H211ZM213 260H215V259L213 258ZM217 260H218V258H217ZM223 260H224V258H223ZM255 260H256V259H255ZM258 260H259V259H258ZM121 261H122V259H121ZM170 261H171V260H170ZM182 261H183V260H182ZM187 261H188V260H187ZM221 261H222V259H221ZM238 261H239V260H238ZM241 261H242V260H241ZM165 262H166V261H165ZM179 262H181V261H179ZM183 262H184V261H183ZM185 262H186V261H185ZM201 262H202V261H200V263H201ZM209 262H210V261H209ZM247 262H248V260H247ZM250 262H254V261H251V260H250ZM155 263H156V262H155ZM157 263H158V262H157ZM186 263H187V262H186ZM190 263L192 264V261H191ZM194 263H195V262L193 261V264H194ZM211 263H212V261H211ZM241 263H242V262H241ZM116 264H117V263H116ZM151 264H152V263H151ZM202 264H204V262H203ZM207 264H208V263H207ZM212 264H213V263H212Z\"/></svg>",
	"mask_w": 264,
	"mask_h": 264
}]
</instances>
